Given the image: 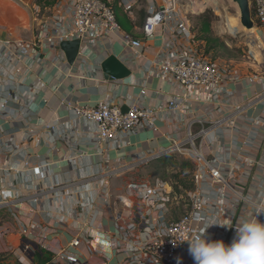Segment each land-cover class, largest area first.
Returning a JSON list of instances; mask_svg holds the SVG:
<instances>
[{
  "label": "crops",
  "instance_id": "0c3cea01",
  "mask_svg": "<svg viewBox=\"0 0 264 264\" xmlns=\"http://www.w3.org/2000/svg\"><path fill=\"white\" fill-rule=\"evenodd\" d=\"M111 1L123 30L143 39L145 21L140 26L137 15L140 10L147 14L146 6L138 4L130 14L124 4L131 0ZM180 1L182 12H192ZM0 9V47L9 42L37 43L36 49L45 56L42 64H32L31 59L10 64L12 79L2 77L0 81V256L9 252L12 264H48L53 252L80 238L82 243L74 253L81 264H124L128 252L120 245L119 225L134 222L136 233L145 241L154 235L151 224L182 217L174 207L175 193L168 182L162 200L140 185L156 189L157 178L147 177V171L156 166L150 164L165 159L167 155L161 152L173 140L188 138L190 123L200 118L207 104L211 113L205 116L206 124L193 126L192 132L206 158H217L227 177L233 171L228 177L231 188L218 195V187L197 182L187 191L186 212L190 194L202 192V184L212 207L219 203L234 206L229 216L233 227L264 209V57L260 64L247 62L229 68L241 79L229 82L220 96L203 89L188 95L154 71L163 49L160 31L145 40L138 55L116 37L102 38L89 58L63 66L54 62L59 50L49 45V37L55 42L59 38L43 28L55 12L44 14L36 0H0ZM110 56L130 70L127 78L111 80L98 69ZM254 75L258 77L250 81ZM38 83L43 84L40 90ZM176 97L183 99V105L169 111L168 104ZM25 99L31 101L26 105L28 118L21 115ZM109 99L126 108L140 102L145 109L155 110V128L140 126L99 148L96 125L79 118L76 111ZM219 102L222 112L217 111ZM9 146H13L12 153ZM190 160L198 171L199 163ZM36 168L40 174L34 173ZM229 218L221 219L222 225ZM22 225L28 227L27 236ZM197 225L210 229L208 223ZM52 230L56 232L48 234ZM25 239L31 243L29 250L21 248ZM111 239L121 251L109 247ZM85 240L92 243L86 245ZM210 240L229 244L232 237L219 233ZM188 248L180 255L194 264Z\"/></svg>",
  "mask_w": 264,
  "mask_h": 264
},
{
  "label": "built area",
  "instance_id": "2783aa9c",
  "mask_svg": "<svg viewBox=\"0 0 264 264\" xmlns=\"http://www.w3.org/2000/svg\"><path fill=\"white\" fill-rule=\"evenodd\" d=\"M251 9L254 12V18L257 30L262 39L255 42L249 54L257 57L255 52L264 57V0H250ZM111 0H57L49 20V25H44L46 34L51 32L59 38L56 42L50 38L49 45L53 49L59 50L54 62L59 65H68L66 55L59 49L62 41H79L81 44L78 53L79 58H87L102 38H118L122 44L135 52L141 53L145 47V40L154 38L160 31L163 39V49L158 55V60L154 71L164 80L172 83L178 89L189 93L196 90L210 91L213 97L220 96L222 88L235 80L241 79L240 74L233 73L227 66L201 53L196 46L192 13L182 12L179 8L180 0H131L124 4V8L130 14L133 8L138 4L146 6L147 17L142 27L143 39L136 38L127 33L121 27ZM38 44L21 42H9L0 47V81L2 77L12 79L10 64L21 63L31 59L32 64H42L45 56L37 50ZM35 52V53H33ZM89 58V57H88ZM30 63V65H31ZM258 75L250 78V81L256 79ZM39 84V83H38ZM43 84H39V90ZM220 94V95H219ZM145 95V91L142 92ZM30 99L26 101L22 108L21 115L28 118L30 108ZM182 98H175L168 104L169 111H177L183 105ZM211 105L207 104L204 113L200 118L194 119L189 126V136L184 140H173L172 146L163 149L161 156L169 154H184L190 159L196 160L200 167L196 172V183L207 181L212 188H219L218 195L225 193L226 188H231L228 177L233 171H228V177L224 175L221 163L217 158L208 159L203 154L199 145H196L197 134L192 132V127L200 124H206L205 116L210 115ZM124 112L121 104L114 100H106L95 106L85 105L77 109L76 114L79 118L94 123L97 129L96 145L101 148L107 143L113 142L121 134H129L140 126L155 128L157 112L151 108H144L142 103L137 102L128 107ZM218 112H222V105L219 102ZM217 124L222 123V118ZM205 130L201 131V134ZM192 144L194 150H188V144ZM198 144V142H197ZM9 146L7 150L13 152ZM10 153V154H11ZM41 169L36 168L35 174H40ZM154 185L146 187L141 184V189L152 191L158 199L162 200L165 194L164 181L156 179ZM203 185H200L201 191L190 194L191 205L189 211L178 220L173 222L162 221L161 219L149 226V230L154 234L149 240L143 241L141 236L136 233L135 223L129 225H119L123 238L121 246L127 247L128 256L124 264H176L177 258L181 264H189L180 255V252L189 245L188 242L196 236L209 239L221 233L222 237H232L235 234L233 227V218H229L233 205L219 203L215 206L204 193ZM137 186V185H135ZM134 186V187H135ZM223 187V190H222ZM148 194H150L148 192ZM124 202V201H123ZM264 209L258 211L253 219L264 220L262 215ZM229 218L228 224H223L221 219ZM122 216L118 217L121 220ZM19 222V221H18ZM20 223V222H19ZM197 223L210 225V229L200 228ZM196 224V225H195ZM226 225V226H225ZM46 232V229H44ZM24 236L28 234V227L22 225ZM10 229L5 233H9ZM55 230L48 234L55 233ZM47 241V238L45 239ZM27 239L23 240L21 248L29 250L32 248ZM175 242V245L173 244ZM82 239H73L68 246L62 248L59 252H53L54 257L48 264H81L74 250L81 245ZM86 245H90V240H85ZM109 247L116 251H121V247L115 243L114 239L109 241Z\"/></svg>",
  "mask_w": 264,
  "mask_h": 264
},
{
  "label": "rangeland",
  "instance_id": "374dc122",
  "mask_svg": "<svg viewBox=\"0 0 264 264\" xmlns=\"http://www.w3.org/2000/svg\"><path fill=\"white\" fill-rule=\"evenodd\" d=\"M45 1L48 3L47 0ZM56 1L50 0L47 6L42 5L40 7L42 12L50 15ZM182 3L192 11L190 13H192L195 42L202 54L231 69L237 64L247 62L252 64L256 61L260 64V54L257 53V58L249 54L255 42L262 39L255 18H253L254 29L248 30L244 27L240 8L233 0H182ZM186 148L194 150L191 143ZM189 163L192 164L187 155L169 154L163 160L152 162L150 165L156 166H152L147 171L150 174L147 177L165 180L164 182L172 186L176 203L174 207H177L181 216L185 215L187 210V191H192L196 187L197 171L195 166ZM9 254L8 252L1 256Z\"/></svg>",
  "mask_w": 264,
  "mask_h": 264
},
{
  "label": "clouds",
  "instance_id": "9594fccd",
  "mask_svg": "<svg viewBox=\"0 0 264 264\" xmlns=\"http://www.w3.org/2000/svg\"><path fill=\"white\" fill-rule=\"evenodd\" d=\"M188 244L194 264H264V223L259 219H241L229 244L199 235ZM176 264H181L179 258Z\"/></svg>",
  "mask_w": 264,
  "mask_h": 264
},
{
  "label": "water",
  "instance_id": "95a60500",
  "mask_svg": "<svg viewBox=\"0 0 264 264\" xmlns=\"http://www.w3.org/2000/svg\"><path fill=\"white\" fill-rule=\"evenodd\" d=\"M240 8L241 22L248 30H252L255 27L253 20V14L251 9L250 0H233ZM81 44L79 41H62L59 44V49L66 55L68 65H74L78 60V53L80 51ZM100 71L105 75V78L111 80H122L130 75V70L117 59L116 56H110L100 62ZM129 109L123 107V111L127 112Z\"/></svg>",
  "mask_w": 264,
  "mask_h": 264
},
{
  "label": "trees",
  "instance_id": "16d2710c",
  "mask_svg": "<svg viewBox=\"0 0 264 264\" xmlns=\"http://www.w3.org/2000/svg\"><path fill=\"white\" fill-rule=\"evenodd\" d=\"M50 0H47L48 3H46L45 0H36V4L39 6V7H42V5L44 6H47L48 4H50L49 2ZM52 1V0H51ZM45 2V3H43ZM112 7L114 9V12L116 14V17L118 19V16H117V11H116V7H115V4L113 3L112 4ZM53 9V8H52ZM42 11V9H41ZM52 11V10H51ZM252 14H253V18H254V12L252 10ZM146 17H147V14L145 13V10H140V12H138V15H137V18H138V24L141 26L144 21L146 20ZM119 21V20H118ZM143 22V23H142ZM120 23V22H119ZM189 165H192L191 163H189ZM0 264H12L10 263V256H0Z\"/></svg>",
  "mask_w": 264,
  "mask_h": 264
},
{
  "label": "bare ground",
  "instance_id": "6f19581e",
  "mask_svg": "<svg viewBox=\"0 0 264 264\" xmlns=\"http://www.w3.org/2000/svg\"><path fill=\"white\" fill-rule=\"evenodd\" d=\"M2 6H3V5H2ZM3 9H4V8H3ZM0 10H1V9H0ZM18 10H19V9H18ZM7 11H8V10H7ZM15 11H16V10H15ZM15 13H16V12H15ZM17 13H18V12H17ZM10 14H11V13H10ZM11 16H12V15H11ZM22 16H23V15H22ZM17 17H18V16H17ZM6 18H7V17H6ZM23 18H24V17H23ZM23 18H22V19H23ZM19 19H20V18H19ZM12 20H13V19H12ZM16 24H17V23H16ZM20 24H21V23H20Z\"/></svg>",
  "mask_w": 264,
  "mask_h": 264
}]
</instances>
